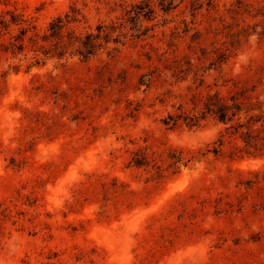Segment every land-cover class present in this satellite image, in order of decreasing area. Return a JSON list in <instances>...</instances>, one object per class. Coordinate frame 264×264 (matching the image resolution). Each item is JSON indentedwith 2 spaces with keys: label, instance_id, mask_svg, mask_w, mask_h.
<instances>
[{
  "label": "rangeland",
  "instance_id": "rangeland-1",
  "mask_svg": "<svg viewBox=\"0 0 264 264\" xmlns=\"http://www.w3.org/2000/svg\"><path fill=\"white\" fill-rule=\"evenodd\" d=\"M13 8L32 28L21 51L0 35V264H264V148L178 121L193 93L246 88L264 143V0H0Z\"/></svg>",
  "mask_w": 264,
  "mask_h": 264
},
{
  "label": "trees",
  "instance_id": "trees-1",
  "mask_svg": "<svg viewBox=\"0 0 264 264\" xmlns=\"http://www.w3.org/2000/svg\"><path fill=\"white\" fill-rule=\"evenodd\" d=\"M172 5V2L169 3ZM128 12H133L135 15L148 16V14L153 12L150 4H145L144 6L139 7V5L131 6ZM72 15L66 13L65 18H68L70 21H78L80 13L78 10H72ZM26 26H23V25ZM63 18L61 16L57 17L54 22L49 25V30L51 32V37H54L57 33L61 31L64 27ZM13 27L17 28L19 32L17 35H12L10 32ZM29 28H32L28 21L24 18L22 13L17 12L16 8L5 9L0 11V35L9 34L10 39L13 38V41H10L9 48L12 52L15 49L22 50L24 47V36ZM101 28V26H99ZM97 36L93 37L92 34H88L85 37V40L81 38H76L74 41L77 43V53L83 58L87 59L92 55L95 47ZM248 89L243 88L239 92L230 94L228 97L222 96L219 92L213 94L207 93L202 95L201 93H193L190 99L191 110L186 111L181 108V112L178 114V121H181L188 127H197L205 120L207 116L212 117L214 120L223 123L226 126V130H232L233 134H240V138L244 144V151L250 153L252 150L257 152L261 151L264 148V143L260 142L262 138L260 134L256 132L254 128L255 123H257L262 118V103L258 102L257 108L246 107L244 105V100L248 99L249 96L246 95ZM182 104L180 107H182ZM187 104V103H186ZM257 109L259 114H252L251 111ZM242 113H244L246 121L241 120ZM168 122L175 124L176 120L173 115H168ZM131 163L136 167L147 166L149 159L146 154L136 153L132 158ZM174 164L181 163V156H177L173 160ZM154 167L158 171V175L161 174L162 169L159 165L154 163Z\"/></svg>",
  "mask_w": 264,
  "mask_h": 264
}]
</instances>
